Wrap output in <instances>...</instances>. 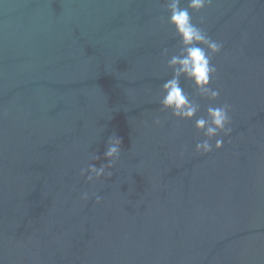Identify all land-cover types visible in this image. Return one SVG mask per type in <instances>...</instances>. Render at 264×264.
I'll list each match as a JSON object with an SVG mask.
<instances>
[{
    "label": "water",
    "instance_id": "95a60500",
    "mask_svg": "<svg viewBox=\"0 0 264 264\" xmlns=\"http://www.w3.org/2000/svg\"><path fill=\"white\" fill-rule=\"evenodd\" d=\"M191 15L223 44L220 95L182 77L200 107L178 120L159 103L179 40L165 0H0V264H264V0ZM210 103L232 131L201 155ZM113 134V175L86 183Z\"/></svg>",
    "mask_w": 264,
    "mask_h": 264
},
{
    "label": "clouds",
    "instance_id": "9594fccd",
    "mask_svg": "<svg viewBox=\"0 0 264 264\" xmlns=\"http://www.w3.org/2000/svg\"><path fill=\"white\" fill-rule=\"evenodd\" d=\"M166 9L169 13L167 23L174 29L178 40V51L167 59L166 67L171 70V78L161 86L162 96L159 100L160 110L170 112L171 116L178 120H191L199 111V105L195 100L190 99L188 93L181 86V78L190 81L196 94L208 101H216L220 95L219 89L210 87V81L216 73V67L211 64L212 57L218 54L223 44L208 36L207 32L198 27L192 21L191 13L200 12L211 5L212 0H187V6L181 7V0H165ZM204 18L201 17L200 23ZM162 56H168V49L161 51ZM230 107L227 104L210 103L205 115L197 118L194 128L203 134L204 139L195 145V152L201 155L208 154L213 150L222 147L223 137L230 135L232 128ZM154 125L159 126L161 120L156 118ZM215 138V142L210 141ZM122 137L111 135L103 153L107 163L97 167L94 163L81 168L80 177H85L86 183L99 181L101 177L110 178L113 173L111 169L118 162L121 156ZM93 160L100 157L93 156ZM91 195H95L92 193ZM90 198L88 192L80 195L82 201ZM100 202V197L96 196V203Z\"/></svg>",
    "mask_w": 264,
    "mask_h": 264
}]
</instances>
